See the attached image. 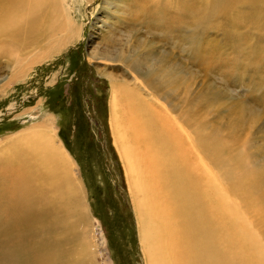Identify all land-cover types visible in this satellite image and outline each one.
I'll use <instances>...</instances> for the list:
<instances>
[{
  "label": "rangeland",
  "instance_id": "374dc122",
  "mask_svg": "<svg viewBox=\"0 0 264 264\" xmlns=\"http://www.w3.org/2000/svg\"><path fill=\"white\" fill-rule=\"evenodd\" d=\"M243 1V8L231 13L233 21L226 17L231 6L219 18L206 19L189 47L174 28L154 29L149 8L140 21L117 0L107 5L104 0H57L77 31L68 45L60 29L39 38L25 32L30 25L20 20L0 38V161L3 151L28 135L24 130L51 116L47 133L73 164L69 175L87 215L91 250L83 264H146L125 170L113 144L108 76L145 98L140 88L148 80L147 66L155 75L176 62L188 77L169 96L159 94L166 111L178 117L175 112L188 108L198 120L202 116L216 138L243 152L257 172L264 170V30ZM198 20L196 26L202 23ZM143 56L148 62H136ZM223 194L225 209L242 217L243 239L264 264L259 227L231 189Z\"/></svg>",
  "mask_w": 264,
  "mask_h": 264
},
{
  "label": "bare ground",
  "instance_id": "6f19581e",
  "mask_svg": "<svg viewBox=\"0 0 264 264\" xmlns=\"http://www.w3.org/2000/svg\"><path fill=\"white\" fill-rule=\"evenodd\" d=\"M117 1L124 11L131 8L140 21L149 8L154 15L151 26L174 28L171 31L188 47L197 41V27L207 26L206 19L229 12L227 20H234L231 13L243 8L239 3L243 0ZM243 2L264 30V0ZM166 19L169 22L162 24ZM198 19L202 23L196 26ZM19 20L30 25L25 32L39 38L60 29L64 45L77 32L57 0H0L1 39L14 31ZM144 60L143 56L136 62ZM166 71L153 75L147 66L148 80L140 88L145 98L107 77L112 83L113 144L125 170L146 264H260L243 239L242 217L225 209L223 191L231 189L264 237V170L257 172L243 152L216 138L202 116L198 120L188 108L182 114L175 112L178 117L173 109L166 111L159 94L169 96L176 83L188 77L176 62L169 63ZM52 125L49 116L24 130L28 135L2 152L0 264H83L90 256L87 215L69 175L73 164L47 133Z\"/></svg>",
  "mask_w": 264,
  "mask_h": 264
}]
</instances>
